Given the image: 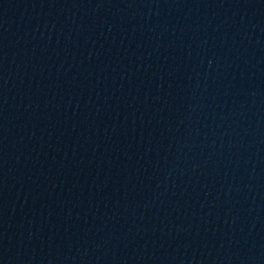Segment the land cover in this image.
Here are the masks:
<instances>
[{
  "label": "water",
  "instance_id": "1",
  "mask_svg": "<svg viewBox=\"0 0 264 264\" xmlns=\"http://www.w3.org/2000/svg\"><path fill=\"white\" fill-rule=\"evenodd\" d=\"M264 215V0H0V264H220Z\"/></svg>",
  "mask_w": 264,
  "mask_h": 264
}]
</instances>
